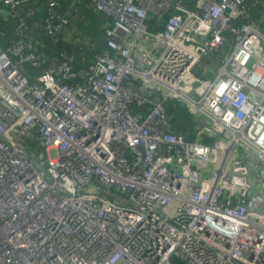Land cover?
Listing matches in <instances>:
<instances>
[{
	"label": "built area",
	"instance_id": "built-area-1",
	"mask_svg": "<svg viewBox=\"0 0 264 264\" xmlns=\"http://www.w3.org/2000/svg\"><path fill=\"white\" fill-rule=\"evenodd\" d=\"M28 1L0 0L22 36L37 13H20ZM190 1L92 0L113 26L89 69L0 44V264H264V192L250 178L257 164L264 176V33L233 24L245 0ZM57 11L33 27L57 37ZM227 34L214 77L192 76ZM23 63L43 70L30 80ZM132 78L211 129L201 121L194 141L173 133Z\"/></svg>",
	"mask_w": 264,
	"mask_h": 264
},
{
	"label": "trees",
	"instance_id": "trees-1",
	"mask_svg": "<svg viewBox=\"0 0 264 264\" xmlns=\"http://www.w3.org/2000/svg\"><path fill=\"white\" fill-rule=\"evenodd\" d=\"M248 10L245 18L233 21L238 25L245 20H255L262 33H264V7L263 0H245ZM262 1V2H261ZM189 6L194 3L187 0ZM27 8H35V17L28 19V28L24 30V35H18L16 28L19 24L18 18H13L7 9L0 4V44L3 49L10 46H19L20 42L24 45L23 50L34 51L50 57L53 55L63 56L72 62L74 69H89L93 66L95 59L100 54L107 41L106 30L113 26V19L104 13H100L93 7L92 0H29L20 7L22 14ZM50 8L58 10L61 29L57 37H51L45 30H38L33 27L35 20L46 18ZM77 15V16H76ZM152 25L155 24L151 20ZM164 24L158 23L153 27L154 30L163 29ZM234 36L227 34V42L223 47L213 50L207 57L203 58L193 69V74L199 79H211L216 69L221 67L224 59L232 51V41ZM229 54V55H228ZM22 72L30 79L39 76L43 67H33L30 64L21 65ZM129 84L140 88L146 85L142 79L135 78L129 80ZM147 87L148 95L157 102L162 103L171 116V131L178 135H183L189 140H196L199 135L196 130L194 116L196 115L188 104L181 98H172L164 91L156 88ZM131 110L135 116L144 115L148 107H138L134 105ZM214 138L208 135H201L200 141L210 143ZM33 150H41L35 142L29 143Z\"/></svg>",
	"mask_w": 264,
	"mask_h": 264
},
{
	"label": "rangeland",
	"instance_id": "rangeland-1",
	"mask_svg": "<svg viewBox=\"0 0 264 264\" xmlns=\"http://www.w3.org/2000/svg\"><path fill=\"white\" fill-rule=\"evenodd\" d=\"M192 76H194V74H192ZM213 77H214V75L211 78H213ZM148 86H153L158 91H164V92H166L165 88L163 86L157 84V83H151ZM194 121H195V123H197V125L198 124H201V121H202V123H204V124L207 125L208 130L211 129V121L206 116H203L202 115L201 118H200V117H198V115L197 116L195 115L194 116ZM208 132L205 135H208V136L211 137V134L208 133ZM239 151L241 153H245L247 151V149L246 148H243V149L239 148ZM252 156L256 160H260L261 162H263V159L260 158L259 155L256 154L255 152H252ZM255 167H256V169H255V171H253V174L250 175V178H251V181L253 182V185H254L253 192L256 193V194H259L261 192H264V185H263V182H264L263 167H262L261 164L260 165L257 164ZM211 175H213L212 172H211Z\"/></svg>",
	"mask_w": 264,
	"mask_h": 264
},
{
	"label": "crops",
	"instance_id": "crops-1",
	"mask_svg": "<svg viewBox=\"0 0 264 264\" xmlns=\"http://www.w3.org/2000/svg\"><path fill=\"white\" fill-rule=\"evenodd\" d=\"M262 2V1H261ZM262 6L264 7V0H263V2H262Z\"/></svg>",
	"mask_w": 264,
	"mask_h": 264
}]
</instances>
